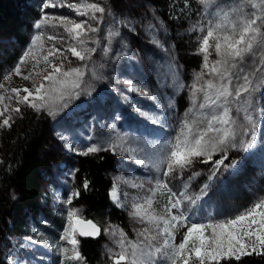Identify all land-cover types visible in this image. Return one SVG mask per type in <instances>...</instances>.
Listing matches in <instances>:
<instances>
[{"label": "rangeland", "instance_id": "rangeland-1", "mask_svg": "<svg viewBox=\"0 0 264 264\" xmlns=\"http://www.w3.org/2000/svg\"><path fill=\"white\" fill-rule=\"evenodd\" d=\"M198 1L200 3V0ZM44 2L45 0H28L27 6H31L33 12L27 16L29 19L22 28V34L13 31L9 36L3 33L0 35V84L3 85L0 87V96L3 97L0 100V111H4L5 106L8 109L0 116V124L5 118L11 117V126L0 127V150L3 151L0 157V173L4 171L5 166L7 151L2 148V144L8 129H12L26 116H44L52 134L51 140L45 146L46 151L50 153L49 157L46 155L48 159L42 173L44 192L49 199L48 205L43 207L36 217L29 214L25 218V233L20 236L4 235L3 241L0 242L2 262L85 264L68 259L72 255V245L61 239V236L66 229L74 228L73 235L78 240L75 226L80 219L89 215L84 209L85 205H76L74 201L77 196H73V193L79 189L77 163L81 157L88 156L82 153L90 145L100 147L101 150L89 155L106 153L111 156L112 167L108 171V177L113 182V188L110 201L122 214L121 220L124 223V226H121L109 217L106 211L101 215L106 217L100 221L103 230L100 254L104 264H116L117 257L113 252H119L116 245L119 236L112 233L118 234L122 231L127 238L126 246L132 242L143 247L145 238L139 234L146 228H151V232L146 234L149 236L156 235L159 231L146 220L141 221L133 215L136 206L145 205L148 200L152 201V210L156 214H165L169 205V193L156 190L158 180L176 187V190H171L172 193L187 194L188 198L182 199L181 208L173 209L172 215L184 212L185 216L197 222H207L208 218L212 217L209 210H205L206 217L198 214L197 197L202 189H208L214 197L224 196L226 199L249 195L246 200L248 204L243 211L264 199V116L260 115L264 109V88L231 105V115L235 123L227 127L235 133L233 142L237 147L228 146L223 153H213L206 163L201 162L205 159L203 157L194 159L190 166L177 169L169 176H162L166 170V167L160 166L164 149L177 135L182 121H199L211 111L198 108L199 103L203 102V97L199 93L193 96L192 86L196 83L195 75L204 71L203 55L198 49L200 38L206 34L204 30L210 22H214L218 12L215 4L200 3V12L196 16L183 26L173 27L159 15L153 0H82L85 4L99 3L105 7L103 19L99 23L96 20L90 21L99 31L90 32L86 37V46L95 48L96 51L91 54V59L84 61L72 56L70 52H65L68 57V60L64 61L65 69L81 67L84 76L81 87L77 89L78 97L71 99L56 115H49L47 111H35L27 106V103L17 105L16 93L11 89H20V95H26L23 89L32 90L33 80L37 84L43 80V69L52 71L43 60L47 50L53 45L64 49L75 41L62 27L45 26L36 29L34 25L45 14L54 18H67L77 23L88 20V17L77 15L73 8L67 6L43 8ZM77 2L78 0H65L66 4ZM216 2L221 6L230 7L239 4L244 6L246 12L253 11L247 7L248 0ZM96 16L100 17L101 14L96 13ZM41 33L43 38L37 42L34 49L36 59L29 57L21 67V75H16L15 66L30 47L33 37ZM52 35L58 39L49 41L47 37ZM60 37L63 39H59ZM209 52L212 53L209 60H215L217 57L214 50L210 48ZM191 58L195 63L189 61ZM257 58L259 54L255 57ZM62 59L63 57H50V60L57 64ZM36 60H39V64L33 69ZM34 72L41 74L34 75ZM6 74L10 75V79H4ZM23 75H32V78L24 80ZM208 78L205 75V80ZM255 83L259 85L264 81L257 79ZM34 95L29 97L30 101L34 99ZM9 97L12 99L9 100ZM52 102L58 101L53 97ZM114 105L119 108L116 112L111 109ZM17 106L20 108L19 114L12 111ZM136 111L141 114L138 115ZM219 111L217 109V112ZM105 113H109L106 114L107 119L101 116ZM248 116H251L255 123L254 129L253 124L246 118ZM103 119L107 121L102 123L100 120ZM150 119H158L160 123L150 122ZM253 131L257 141L255 148L247 151L241 149L239 142H248ZM68 145H71V148ZM227 153L232 154L235 160L230 163L224 161L223 165L217 168L214 161ZM231 181L233 182L228 185ZM11 197L16 201L17 192L12 191ZM226 199L223 201L230 204L237 201ZM69 200L71 203H68ZM74 209L79 210L80 215L70 220L68 213ZM235 215H228V218ZM219 221L221 220L215 219L213 222ZM190 226L191 223L185 227L178 224L176 228L171 229L177 246L183 241L187 227ZM159 242L155 240L152 244L155 246ZM64 249L68 250L67 256ZM193 261L194 256L190 264ZM120 264H127V261Z\"/></svg>", "mask_w": 264, "mask_h": 264}, {"label": "snow or ice", "instance_id": "snow-or-ice-1", "mask_svg": "<svg viewBox=\"0 0 264 264\" xmlns=\"http://www.w3.org/2000/svg\"><path fill=\"white\" fill-rule=\"evenodd\" d=\"M201 4H215L218 12L215 14L214 22H210L206 28V34L200 38V46L198 52L203 55V69L195 75V84L193 87V96L198 93L202 94L203 102L199 103V109H210V114L204 115L199 121H190L185 119L182 121L177 135L167 143L164 149V155L160 161V166L166 167L162 176H169L177 169H184L193 163L194 159L203 157L201 162H208L212 154L215 152H225L228 146L237 147L234 143L235 133L227 126L235 123L231 115V105L240 101L243 97H251L252 93L264 88V83L257 85L255 81L260 79L264 81V0H248L247 7L253 9L246 12L244 6L237 4L235 7L221 6L216 0H200ZM70 7L76 11L77 15L87 16L88 20H82L77 23L67 18H54L47 14L38 20L34 27L42 29L48 27H62L65 32L75 41L74 44L67 48L60 49L54 45L47 50V54L43 55V60L48 64L52 71L43 69V80L37 84L33 80V89L24 88L26 95L21 96L20 89L13 88L11 91L16 93L17 105L27 103V106L35 111H47L49 115H56L62 108L66 107L71 99L78 97L77 89L81 87V81L84 76V70L81 67H69L65 69L64 61L68 60L65 52H70L72 56L80 61L91 59V54L96 51L95 48L87 47L88 33L99 31L98 27H93L90 23L96 20L99 23L103 19L105 7L99 3H82L78 0L75 4H66L65 0H45L43 8L53 7ZM96 13L101 16L97 17ZM79 30V31H77ZM43 34H37L33 37L31 45L23 53L20 61L14 69L16 75H21V67L31 57L36 59L34 49L37 42H40ZM49 41L58 39L55 35L48 36ZM59 39H63L60 37ZM211 40V43H210ZM79 48V50H78ZM213 49L216 59L209 60V49ZM41 45V52H43ZM259 54V59H255ZM50 57L60 59V62L53 63ZM39 64L33 65V69ZM251 65V67H249ZM35 73L34 75H40ZM205 75L209 78L205 80ZM32 75H23L24 80H30ZM5 80L10 79V75L6 74ZM43 81H47L45 84ZM0 87H3L0 84ZM35 94V95H34ZM147 94V93H143ZM29 100V97H33ZM53 97L57 99V103H53ZM3 97L0 96V100ZM9 100L12 97L8 98ZM248 102L247 100L245 101ZM163 107H171V105H163ZM217 109L220 111L217 112ZM4 111H0V116L4 115ZM17 114L20 113L19 106L12 109ZM260 115L264 116V109ZM118 118V117H117ZM255 128L252 117H246ZM11 117L5 118L0 127L11 126L9 121ZM153 123H160L158 119H154ZM255 132L248 142L240 141L239 147L245 151L256 146ZM71 148V145H68ZM101 148L90 145L84 151L83 155H89L100 151ZM227 155L222 159L216 160L217 168L223 165ZM83 187H89L85 180ZM157 191L169 193V205L165 209L164 215H158L152 210V201H146L145 205H137L133 211V215L154 225L159 231L156 235H146L151 232V228H146L139 235L145 238L144 246L138 243L129 242L126 246V236L121 231L118 234L119 239L116 245L119 252H113L117 257L116 264L121 261H127V264H190L192 256L195 261L192 264H220L224 261H240L243 256H251L252 254L264 255V199L254 203L252 207L244 210L242 213L232 218L213 222L214 217H209L207 222H197L191 217L179 212L178 215H172V210L181 208L182 199L188 198L187 194H175L168 188V184L162 180H158L156 185ZM204 190L202 189V192ZM79 192L73 193V196H79ZM177 195L180 198H175ZM71 203V200L68 201ZM186 210V208H185ZM80 215L79 210L74 209L68 213V218ZM83 224L82 221H78ZM187 232L184 234L183 241L177 246L175 244V236L171 229L181 225L187 226ZM89 230L81 227L80 236L96 237L101 233L100 228L92 223L87 222ZM75 229H66L61 239H65L72 245V255L68 259L80 262L84 258L78 248L79 241L73 233ZM71 237V238H69ZM159 240L155 246L152 241ZM171 241V242H170ZM191 244V247H189ZM112 252L113 250H109ZM67 249L64 253L67 256ZM6 264V262H0Z\"/></svg>", "mask_w": 264, "mask_h": 264}, {"label": "trees", "instance_id": "trees-1", "mask_svg": "<svg viewBox=\"0 0 264 264\" xmlns=\"http://www.w3.org/2000/svg\"><path fill=\"white\" fill-rule=\"evenodd\" d=\"M27 3L28 0H0V35L3 33L9 36L13 31L18 32L19 35L22 34V28L26 26L29 19L27 16L33 12V8L27 6ZM153 3L159 15L173 27L183 26L200 12L198 0H153ZM21 38L23 39V36ZM182 52L185 53V51ZM189 61L195 63L192 58ZM111 109L112 112L119 110L115 105ZM136 113L141 114L139 111ZM106 114L109 113L101 116L107 119ZM103 120L100 121L102 123L107 121ZM153 120L150 119V122ZM243 121L246 120L243 119ZM49 128L44 116L36 118L29 115L12 129H8L9 132L3 139L2 148L7 151V154L4 171L0 173V242L3 241L4 235L20 236L25 233V218L29 214L36 217L39 212H42L43 207L48 205L49 199L44 192L42 173L46 168L45 162L48 159L46 155L50 153L45 147L52 138ZM2 152L0 150V157ZM224 155H227L224 161L230 163L235 160L232 154ZM222 158L219 157V159ZM78 163L77 177L80 194L74 202L76 205H85L84 209L89 214L85 219L92 220L101 227L100 221L106 218L101 215L106 211L109 217L124 226L121 220L122 214L112 206L110 201V192L113 188V182L108 177V171L112 167L111 156L106 153L92 154L81 157ZM85 180L89 184L87 189L83 187ZM203 190L207 193L203 202L215 211L218 220H226L228 215L233 216L242 212L248 204L246 200L249 195L226 199L224 196L214 197L208 189ZM12 191L17 192L16 201L11 197ZM203 192L201 190L200 194ZM225 199L237 201L230 204V202H224ZM101 239L102 235L95 240L78 237L80 253L85 264H104L100 254ZM0 262H2L1 258ZM220 264L225 262L222 261ZM228 264H264V255L243 256L240 261L232 260Z\"/></svg>", "mask_w": 264, "mask_h": 264}, {"label": "water", "instance_id": "water-1", "mask_svg": "<svg viewBox=\"0 0 264 264\" xmlns=\"http://www.w3.org/2000/svg\"><path fill=\"white\" fill-rule=\"evenodd\" d=\"M79 221H82L83 222V224H81V223H79L78 222V225L76 226V228H77V234L79 235V230H80V228L81 227H84L85 228V230H89L88 229V226H87V222L88 221H91L92 223H94V224H96L94 221H92V220H85V219H80ZM97 225V224H96ZM98 226V225H97ZM99 228H100V230H101V233H100V235L99 236H96V237H91V236H80L81 238H89V239H98L100 236H101V234H102V232H103V230H102V228L100 227V226H98ZM123 262H125V261H121L120 263H123Z\"/></svg>", "mask_w": 264, "mask_h": 264}]
</instances>
